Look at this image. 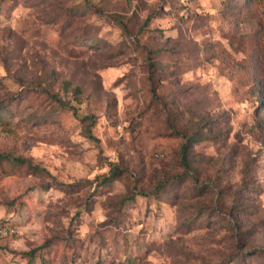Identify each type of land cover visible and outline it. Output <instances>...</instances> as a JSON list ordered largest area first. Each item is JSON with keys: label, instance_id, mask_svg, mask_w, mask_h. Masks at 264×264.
Instances as JSON below:
<instances>
[{"label": "rangeland", "instance_id": "obj_1", "mask_svg": "<svg viewBox=\"0 0 264 264\" xmlns=\"http://www.w3.org/2000/svg\"><path fill=\"white\" fill-rule=\"evenodd\" d=\"M236 7L0 0V153L46 170L0 173V264H264V0Z\"/></svg>", "mask_w": 264, "mask_h": 264}, {"label": "trees", "instance_id": "obj_2", "mask_svg": "<svg viewBox=\"0 0 264 264\" xmlns=\"http://www.w3.org/2000/svg\"><path fill=\"white\" fill-rule=\"evenodd\" d=\"M262 1L263 0H243V1L238 0V7L236 8H238L239 11H237L236 14L238 15L242 14L244 17H246L247 20H249L251 16L252 15L254 16L255 14L257 17H259L258 8L261 7ZM262 104H264V100ZM10 127H12L11 110H9L7 107L0 106V128L8 129ZM204 138H205L204 134L199 129L193 130L191 134H186L184 136V143L182 144L181 147L182 163H183V167L185 168L184 172L188 174L189 180L192 181L193 183H195L197 180L199 182V178H197L196 170L194 166L191 164L189 151L193 146V144L203 140ZM24 170L33 171L41 174L46 173L45 169L34 165L25 158L0 153V173L2 175L21 174ZM183 176L185 175L181 174L179 178H183ZM112 179L113 176L109 177L108 181H112ZM221 193H222V189L220 190L219 194ZM2 223L3 222H0V231H1V227L3 226ZM36 251H38V249H34L25 253V257L27 258L26 264H49L48 259L43 254H37ZM238 251L239 250H235V253H237ZM38 257L40 258V260H38ZM235 257L236 256L232 258V261L236 259Z\"/></svg>", "mask_w": 264, "mask_h": 264}]
</instances>
